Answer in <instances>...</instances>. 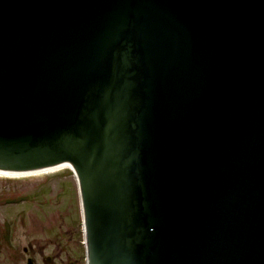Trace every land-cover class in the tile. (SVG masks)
I'll list each match as a JSON object with an SVG mask.
<instances>
[{"label":"water","instance_id":"obj_1","mask_svg":"<svg viewBox=\"0 0 264 264\" xmlns=\"http://www.w3.org/2000/svg\"><path fill=\"white\" fill-rule=\"evenodd\" d=\"M58 166L88 264H264V0H0V172Z\"/></svg>","mask_w":264,"mask_h":264},{"label":"rangeland","instance_id":"obj_2","mask_svg":"<svg viewBox=\"0 0 264 264\" xmlns=\"http://www.w3.org/2000/svg\"><path fill=\"white\" fill-rule=\"evenodd\" d=\"M23 216L28 227L39 223L41 228V233L31 238L41 241L50 238L45 229L51 224L72 232L76 255L80 257V264H86L81 200L73 171L65 168L24 178L0 177V223L10 217L19 224ZM20 233H24L21 227Z\"/></svg>","mask_w":264,"mask_h":264},{"label":"flooded vegetation","instance_id":"obj_3","mask_svg":"<svg viewBox=\"0 0 264 264\" xmlns=\"http://www.w3.org/2000/svg\"><path fill=\"white\" fill-rule=\"evenodd\" d=\"M20 221L16 224L12 218L6 217L0 223V264H80L72 232L51 224L45 229L50 238L41 241L31 238L41 233L39 223L30 228L24 216ZM20 227L24 233H20ZM72 257H75L74 261Z\"/></svg>","mask_w":264,"mask_h":264},{"label":"bare ground","instance_id":"obj_4","mask_svg":"<svg viewBox=\"0 0 264 264\" xmlns=\"http://www.w3.org/2000/svg\"><path fill=\"white\" fill-rule=\"evenodd\" d=\"M65 168H68V169H70V170H72L74 172L72 166H58V167L46 169V170H43V171H40V172L27 173V174H8V173L0 172V177L24 178V177L36 176V175L42 174V173L57 172V171L65 169ZM83 230H84V228H83Z\"/></svg>","mask_w":264,"mask_h":264}]
</instances>
